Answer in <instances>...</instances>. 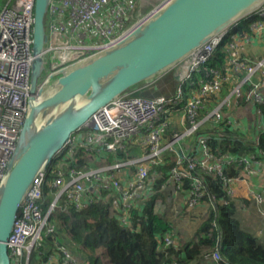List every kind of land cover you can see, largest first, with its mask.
Returning a JSON list of instances; mask_svg holds the SVG:
<instances>
[{"label": "built area", "instance_id": "built-area-1", "mask_svg": "<svg viewBox=\"0 0 264 264\" xmlns=\"http://www.w3.org/2000/svg\"><path fill=\"white\" fill-rule=\"evenodd\" d=\"M140 1L50 0L44 50L48 67L43 77L123 39L159 5L140 9ZM33 7L34 0H8L0 12V179L15 147L30 97ZM242 20L248 31L264 29V3ZM237 28L238 22L199 49L172 94L146 98L134 95L135 92L126 93L99 109L70 136L58 153L62 159L51 163L34 180L18 208L6 241L11 264H30L36 251L41 254L45 248L42 233L45 232V238L54 233L55 225L49 221V215L61 202L81 210L108 199V215L126 222L129 209L150 195L154 179L150 168L162 161L165 152L175 154V165L167 183L174 193L184 192L186 210L192 211L203 202L207 194L204 175L220 177L226 197L235 196L232 183L248 179L253 167H261V159L253 154L225 153L214 157L206 144L207 135L198 136L197 147L193 148L194 142L190 143L185 154L178 153L177 144L182 138L192 136L205 122L231 124L224 119L222 111L231 103L252 105L256 118L264 127L259 107L264 104V58L253 62L241 56L240 49L249 41V32H240ZM226 40L225 69L209 67ZM202 72L204 75H199ZM240 74H243L242 79L234 80ZM232 82L235 83L233 87L222 95L225 85ZM168 125H179L183 131L174 132L164 142ZM258 140L259 137L253 138L255 146ZM127 143L137 144L142 149V157L120 161L116 155L125 152ZM79 149L87 152L92 161L105 162L110 158L115 161L102 163L98 168H77L64 162ZM230 166L243 167L241 175L244 178H225L224 167ZM193 171L202 175L193 176ZM186 179H190L188 191L182 189ZM46 187H50L52 199L45 208ZM250 194L252 197L258 194L255 199L259 204L263 202L262 191H250ZM210 198L214 197L210 195ZM175 240L171 234L164 237L166 245ZM56 254L61 256L60 264H78L77 259L59 244L49 251L42 264H57ZM210 262L225 264L218 251L211 254Z\"/></svg>", "mask_w": 264, "mask_h": 264}, {"label": "water", "instance_id": "water-1", "mask_svg": "<svg viewBox=\"0 0 264 264\" xmlns=\"http://www.w3.org/2000/svg\"><path fill=\"white\" fill-rule=\"evenodd\" d=\"M264 0H164L112 46L43 77L50 0H34L30 97L0 179V264H11L6 241L20 204L70 136L99 109L171 73L184 76L193 56Z\"/></svg>", "mask_w": 264, "mask_h": 264}, {"label": "trees", "instance_id": "trees-1", "mask_svg": "<svg viewBox=\"0 0 264 264\" xmlns=\"http://www.w3.org/2000/svg\"><path fill=\"white\" fill-rule=\"evenodd\" d=\"M7 2L8 0H0V12ZM244 25L243 20L238 22L239 29ZM227 42L228 40L218 49L209 67L225 69ZM199 75L204 74L202 72ZM151 88L152 91L157 89L156 86ZM152 91L143 87L134 95L153 98ZM259 107L264 116V104ZM213 125L208 130L203 128V124L199 125L196 132L190 137H185L184 141L194 142L192 146L196 148V138L207 135L206 144L214 157H220L225 153L234 156L253 154L255 158L262 160L259 170L264 168V133L258 135V146H255L253 138H247L232 124L214 122ZM178 128L180 126L168 125L163 137L164 142L169 140L174 132L180 133ZM122 156V153L116 155L118 158ZM61 159L62 156L57 154L52 163ZM174 159L175 154L165 152L162 161L151 166L150 174L154 179L150 195L129 209L126 222L108 215L110 201L108 199L107 202L100 200L81 210L73 204L61 202L49 215V221L55 225L52 236L46 237L49 246L41 252L38 262L34 261L33 264H42L48 258L49 251L55 244H59L56 242L58 238L66 236L79 246V252L90 264H101L100 256L106 257L108 264H212L210 256L215 251L221 254L225 264H264V246L259 244L255 236L242 229L235 217L236 197L227 198L221 178L210 174L204 175L207 194L203 202L207 201L211 206L197 225L192 238L188 241L176 239L171 245L165 244V235L173 236L171 225L154 213L153 206L167 183L170 170L175 165ZM64 162L70 166L83 168L92 160L87 152L79 149ZM65 167L66 164L63 165V168ZM242 172L243 167H224L223 176L233 178L241 176ZM192 175L199 176L202 173L193 171ZM189 187L190 179L184 180L182 189L188 191ZM103 195L106 193H102ZM210 195L214 198L211 199ZM44 196L46 208V204L52 199L50 187L44 189ZM221 201L225 203H220ZM56 257L57 264H60L61 256L56 254Z\"/></svg>", "mask_w": 264, "mask_h": 264}, {"label": "crops", "instance_id": "crops-1", "mask_svg": "<svg viewBox=\"0 0 264 264\" xmlns=\"http://www.w3.org/2000/svg\"><path fill=\"white\" fill-rule=\"evenodd\" d=\"M153 3L152 0H141L139 3L140 9H146ZM246 31H248V28L245 24L241 27L240 32L246 33ZM248 32L250 33L249 41L242 44L240 49L241 56L248 58L251 61L263 59L264 29ZM242 77L243 74H240L234 80L240 81ZM234 84L235 83L232 82V84L227 85L229 87L225 86L222 95L227 94ZM262 93H264V89H262ZM152 94L154 93L152 92ZM156 96L159 95H153V97ZM223 116L225 120L230 121L237 130L242 131L249 139L256 138L260 133H264L262 123L256 118L252 105L248 103L238 104L236 106L233 105L231 108H224ZM213 123V121H208V123L205 122L203 123V128L208 130L214 126ZM177 126L179 125H174L173 127ZM184 140H186V138H182L177 144L179 154H185L188 152L189 144L191 142H186ZM163 141H165V139H163ZM100 165H102V163ZM249 178L252 182V186L255 185V190L262 191V187H264V168L259 170L258 168L253 167L252 174ZM246 189L247 188L242 184L236 186L237 197L234 199L235 217L240 222L242 229L255 236L259 244L264 246V234L259 232L260 229L264 227V221L259 215L254 216V212L251 213L252 215L247 214L245 207L250 206V200L245 198V196H247ZM184 203V193H174L172 187L166 183L160 192V196L154 202L153 210L157 216L163 218L171 225L174 238L181 241H188L192 238L197 225L206 215V212L211 205L207 201H204L192 211H189L185 209Z\"/></svg>", "mask_w": 264, "mask_h": 264}, {"label": "rangeland", "instance_id": "rangeland-1", "mask_svg": "<svg viewBox=\"0 0 264 264\" xmlns=\"http://www.w3.org/2000/svg\"><path fill=\"white\" fill-rule=\"evenodd\" d=\"M154 3L149 6L148 8H146V10L150 9L151 7H153L155 4L160 3L164 0H152ZM258 60H253V62H257ZM51 63V62H50ZM49 63V64H50ZM46 66L48 67V62L46 64ZM172 74L168 73L164 76H162L161 78H159L154 84L150 85L155 87L156 86V90L152 91L153 89L149 86L146 87L148 89V91H152L155 95H165V94H172L175 89L178 88V86L180 85V83L178 81H176L174 78L171 77ZM140 89H138L139 91ZM235 103H231L230 104V108L231 106H233ZM224 110V109H223ZM222 110V111H223ZM180 133L183 131L181 130V127L179 128ZM177 133V132H176ZM122 157L119 159L120 161L123 160H127V159H137V158H141L142 157V149L137 145V144H132V143H127V148L125 150L124 153H122ZM101 156H104V154H102ZM101 159H98L97 161H92L91 163H89L88 165H86L88 168H98L100 166L101 163H106L107 164H111L115 161V159L110 158L109 161H105L104 160L101 162ZM244 178V176H238ZM252 180V177H251ZM250 178L244 180V181H234L232 183V189L236 190V186L242 184L243 186H245L247 189V196H245V198H247V200H250V206H246L245 210L247 212L248 215H252L251 213L254 212V216H260L262 218V220L264 221V200L261 204H259L260 202H258L255 198L258 196V194L255 196H251L250 191L257 193L258 191H255V185L252 186V182H251ZM262 194L264 196V187H262ZM233 197H237V196H233ZM156 204V203H155ZM253 204V205H252ZM242 209V208H241ZM154 211V210H153ZM264 226V225H263ZM260 233L264 234V227H262V229H260L259 231ZM43 239H44V245L45 248L43 250L46 249V247L49 246L46 238H45V232L43 231L42 233ZM58 242L61 246H63L66 250H68L71 255H73L77 261L78 264H90L85 257L82 256V254L79 252V246L76 245L69 236L66 237H60L58 238V240L56 241ZM102 263L101 264H108L106 257L100 256ZM39 260V254L38 251H36L32 257V260L30 262V264H33V262H38Z\"/></svg>", "mask_w": 264, "mask_h": 264}, {"label": "flooded vegetation", "instance_id": "flooded-vegetation-1", "mask_svg": "<svg viewBox=\"0 0 264 264\" xmlns=\"http://www.w3.org/2000/svg\"><path fill=\"white\" fill-rule=\"evenodd\" d=\"M172 76H173V74H172ZM173 78H174V76H173Z\"/></svg>", "mask_w": 264, "mask_h": 264}]
</instances>
